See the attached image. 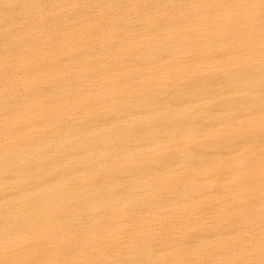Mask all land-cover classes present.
<instances>
[{"label":"bare ground","instance_id":"1","mask_svg":"<svg viewBox=\"0 0 264 264\" xmlns=\"http://www.w3.org/2000/svg\"><path fill=\"white\" fill-rule=\"evenodd\" d=\"M261 0H0V264H261Z\"/></svg>","mask_w":264,"mask_h":264},{"label":"snow or ice","instance_id":"2","mask_svg":"<svg viewBox=\"0 0 264 264\" xmlns=\"http://www.w3.org/2000/svg\"><path fill=\"white\" fill-rule=\"evenodd\" d=\"M260 8L262 10V16H264V0H261ZM262 53H264V35H262ZM262 181H264V173H262ZM261 251L264 253V225H262L261 231ZM232 264H243V262H232ZM261 264H264V259H262Z\"/></svg>","mask_w":264,"mask_h":264}]
</instances>
